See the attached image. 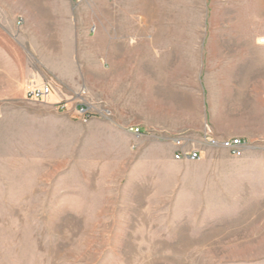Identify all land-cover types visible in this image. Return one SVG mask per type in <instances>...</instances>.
Instances as JSON below:
<instances>
[{
    "label": "rangeland",
    "instance_id": "374dc122",
    "mask_svg": "<svg viewBox=\"0 0 264 264\" xmlns=\"http://www.w3.org/2000/svg\"><path fill=\"white\" fill-rule=\"evenodd\" d=\"M109 34L130 75L138 50L175 41L202 96L207 81L246 82L251 145L176 161L170 140L133 135L87 100L0 94V264H264V0H0V59L50 95L62 89L48 67Z\"/></svg>",
    "mask_w": 264,
    "mask_h": 264
},
{
    "label": "crops",
    "instance_id": "0c3cea01",
    "mask_svg": "<svg viewBox=\"0 0 264 264\" xmlns=\"http://www.w3.org/2000/svg\"><path fill=\"white\" fill-rule=\"evenodd\" d=\"M109 36L103 49H87L85 53H79L83 54L82 57L78 55L76 58V51L70 48L56 64L48 67L62 89L49 96L51 103H58L63 98L67 103L77 102L75 93L84 89L85 99L90 102L92 110L106 112V120L120 128H138L139 136L153 135L160 140H170L174 149V140L178 137L186 149L202 151L210 148L202 143L206 132L219 140L241 138L251 145L245 138L253 134L251 118L240 113L241 105L250 102L246 82L207 81L205 87L208 90L204 93L206 96H202L199 80L196 84L198 89L193 87L194 79L185 58V48L175 47V41L165 44L161 55L156 48L138 50L137 63L131 65L135 74L130 75V65L123 61L128 49L114 42L111 34ZM85 56L87 58L83 59ZM114 58H120V63H116ZM95 65L105 69L104 79L95 80V74L89 73L91 68L88 67ZM0 73V80L9 82V86L0 89L2 97L12 98L18 91L26 93L30 88L43 85L34 83L32 70L26 69L25 65L20 70L16 59L10 56L0 59ZM251 120L258 123L257 118ZM235 163L244 165L247 161Z\"/></svg>",
    "mask_w": 264,
    "mask_h": 264
},
{
    "label": "built area",
    "instance_id": "2783aa9c",
    "mask_svg": "<svg viewBox=\"0 0 264 264\" xmlns=\"http://www.w3.org/2000/svg\"><path fill=\"white\" fill-rule=\"evenodd\" d=\"M51 90V86L47 84H44L41 87L30 88L26 91V98L31 101L45 100L48 96H50ZM75 96L79 104H84V102H86L84 91H80L79 93L75 94ZM86 112L87 110H85L83 107H81L80 110H77V113L84 117H86ZM105 113L106 112L102 111L103 115ZM130 132L136 136L140 134V130L138 128H130ZM174 142L176 147V151L173 155L174 160L196 162L202 159V152L195 148L186 149L184 147L181 137L176 138ZM202 143L212 149L226 151L227 153L236 158L241 157L244 154L245 150L250 147L248 141L243 140L241 138L219 140L214 138L208 132L203 135Z\"/></svg>",
    "mask_w": 264,
    "mask_h": 264
}]
</instances>
